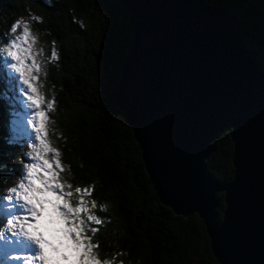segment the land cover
<instances>
[{"label":"water","instance_id":"obj_1","mask_svg":"<svg viewBox=\"0 0 264 264\" xmlns=\"http://www.w3.org/2000/svg\"><path fill=\"white\" fill-rule=\"evenodd\" d=\"M133 36L112 93L162 206L197 215L218 264H264V71L247 45L264 41L203 0H116ZM227 131L233 178L207 172ZM224 210L218 219L217 195Z\"/></svg>","mask_w":264,"mask_h":264},{"label":"trees","instance_id":"obj_2","mask_svg":"<svg viewBox=\"0 0 264 264\" xmlns=\"http://www.w3.org/2000/svg\"><path fill=\"white\" fill-rule=\"evenodd\" d=\"M203 1L227 7L264 41V0ZM18 21L29 24L42 52L39 81L46 99L55 101L48 139L61 153L62 176L74 187L94 186L96 214L105 221L96 236L101 258L115 264H218L198 216H176L160 204L124 114L113 106L133 36L128 14L116 0H0V197L18 180L25 150L9 132L20 104L5 49L19 34L10 31ZM253 57L264 71V63ZM214 145L207 172L215 182L228 183L234 173L228 132ZM217 200L221 219L223 195Z\"/></svg>","mask_w":264,"mask_h":264},{"label":"snow or ice","instance_id":"obj_3","mask_svg":"<svg viewBox=\"0 0 264 264\" xmlns=\"http://www.w3.org/2000/svg\"><path fill=\"white\" fill-rule=\"evenodd\" d=\"M10 31L19 34L5 52L23 86L25 106L31 110L27 124L33 138L25 145L17 182L0 197V245L8 249L6 259L18 264H115L113 259L101 258L98 251L96 236L105 221L96 214L94 186L74 187L66 182L61 153L48 140L55 101L42 92V52L35 48L37 38L27 23H13ZM56 58L53 49L51 59ZM105 210L100 206V211ZM33 247L35 252L27 250Z\"/></svg>","mask_w":264,"mask_h":264},{"label":"rangeland","instance_id":"obj_4","mask_svg":"<svg viewBox=\"0 0 264 264\" xmlns=\"http://www.w3.org/2000/svg\"><path fill=\"white\" fill-rule=\"evenodd\" d=\"M18 22H21V21H18ZM23 23L24 22H21V26ZM246 43L248 47L251 49V51L253 52V54L257 57V59H259L262 63H264V51H262V49L259 46H257L255 43H253L251 40H248ZM8 61H10L9 58H8ZM10 63L7 64L9 69H10L9 67ZM12 74L14 73L12 72ZM14 77H15V74H14ZM17 85L19 88L18 90L19 95L16 101L18 100L19 102L18 104H20V109L18 110V112H13L11 115L9 132L11 135V141L19 145H22L25 148V150L23 151V154H24V152L27 150L25 147L26 143L30 142L31 139L33 138V133L31 131V128L27 124V117L30 115L31 110L25 106L26 102L22 95L23 86L19 84L18 78H17ZM51 145L55 147L52 143ZM14 182L16 183L17 181L14 180ZM17 250H23V249H17ZM27 250L32 251V252L36 251L34 247L31 249H27ZM6 251H8V249H6L4 245H0V264H18V262L10 261L6 259V256H5Z\"/></svg>","mask_w":264,"mask_h":264},{"label":"clouds","instance_id":"obj_5","mask_svg":"<svg viewBox=\"0 0 264 264\" xmlns=\"http://www.w3.org/2000/svg\"><path fill=\"white\" fill-rule=\"evenodd\" d=\"M66 264H67V262H66ZM90 264H94V262H90Z\"/></svg>","mask_w":264,"mask_h":264}]
</instances>
